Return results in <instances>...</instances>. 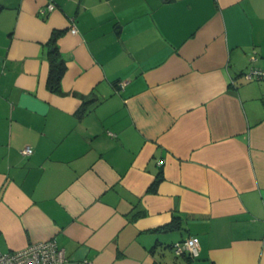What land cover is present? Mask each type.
<instances>
[{"label":"crops","instance_id":"0c3cea01","mask_svg":"<svg viewBox=\"0 0 264 264\" xmlns=\"http://www.w3.org/2000/svg\"><path fill=\"white\" fill-rule=\"evenodd\" d=\"M54 30L64 94L46 87ZM251 66L264 0H0V249L53 238L64 264H264ZM73 92L96 101L79 113ZM190 235L198 255H176Z\"/></svg>","mask_w":264,"mask_h":264},{"label":"built area","instance_id":"2783aa9c","mask_svg":"<svg viewBox=\"0 0 264 264\" xmlns=\"http://www.w3.org/2000/svg\"><path fill=\"white\" fill-rule=\"evenodd\" d=\"M54 8V3L49 1L46 9L51 11ZM70 31L75 33L76 28L72 26ZM242 76L246 81H264V68L251 66L242 73ZM21 153L29 156L32 153V148L26 145L21 149ZM171 247L176 255L195 257L199 253V243L194 235L174 242ZM67 260L64 250L58 247L53 238L31 242L17 250L2 251L0 249V264H64Z\"/></svg>","mask_w":264,"mask_h":264},{"label":"trees","instance_id":"16d2710c","mask_svg":"<svg viewBox=\"0 0 264 264\" xmlns=\"http://www.w3.org/2000/svg\"><path fill=\"white\" fill-rule=\"evenodd\" d=\"M60 33L61 31L58 30L52 31L51 36L47 42L46 59L48 61L49 67L46 78V87L51 92L64 94V92L61 89V78L65 72L66 65H65V60L61 52L59 51L58 45L56 43ZM73 94L78 95L82 100L81 106L79 108V113H84L87 110L89 104L96 101V98L92 94L83 95V94H78L76 92H73ZM157 181L158 179H155L152 182V184L149 186V190L154 188Z\"/></svg>","mask_w":264,"mask_h":264}]
</instances>
